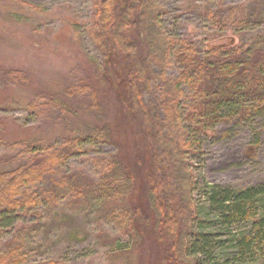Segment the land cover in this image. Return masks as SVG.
I'll return each instance as SVG.
<instances>
[{
	"label": "trees",
	"instance_id": "1",
	"mask_svg": "<svg viewBox=\"0 0 264 264\" xmlns=\"http://www.w3.org/2000/svg\"><path fill=\"white\" fill-rule=\"evenodd\" d=\"M92 1L90 35L103 65L97 69L117 82L120 94L113 102L121 118V131L116 125L99 123L105 106L99 103L94 88L85 110L94 120H78L74 105L59 101L57 125L65 135L59 148L37 144V140L21 144V162L0 169V230L15 229L11 239L15 248L0 264H21L19 248L34 229L25 223L16 225L13 215L34 214L39 223L40 194L50 203L81 198L93 208L111 200L121 202L120 208L125 209L122 219L136 240L155 235L163 245L162 262L197 264L199 256L213 255L215 242L209 234H197L196 242L190 244L184 232L195 208L191 204L192 173L187 153L199 145V133L258 112L264 104V34L245 46L198 52L164 34L162 7L157 0ZM251 2L243 22L264 20V0ZM173 59L180 63L177 74L158 76V70L164 73ZM0 77L16 86L29 81L26 71L2 66ZM184 90L188 94L184 95ZM147 94L155 97L153 103L151 98L146 101ZM20 101L13 97L9 104L20 106ZM126 135L133 148L130 144L122 146L120 137L122 140ZM86 138L118 146L117 152L106 158L103 173L91 183L75 175L56 174L59 158L71 149L78 150ZM208 193L209 205L221 224L252 221L237 242L240 253L263 254L264 187H212Z\"/></svg>",
	"mask_w": 264,
	"mask_h": 264
},
{
	"label": "rangeland",
	"instance_id": "2",
	"mask_svg": "<svg viewBox=\"0 0 264 264\" xmlns=\"http://www.w3.org/2000/svg\"><path fill=\"white\" fill-rule=\"evenodd\" d=\"M157 1L162 7L164 34L198 52L245 46L264 34V20L243 22L251 0ZM93 13L92 0H0V66L22 69L29 76L21 86L5 83L0 77V169L21 162V144L37 140V144L59 148L65 139L57 125L60 100L74 105L78 120H94L85 113L91 88L105 106L99 123L116 125L121 131L113 102L120 94L117 82L97 69L103 65L90 35ZM172 63L157 75H176L180 63L176 59ZM13 97L21 99L20 106L9 104ZM147 98L154 102V96L147 94ZM197 137L199 145L187 153L195 208L184 232L190 244L196 242L197 234H209L215 242L213 255L199 256L197 264H264V252L252 255L240 253L238 248L237 242L252 221L223 225L207 199L212 187H264V104L258 112L221 122ZM130 141L127 135L120 137L125 148L129 144L133 148ZM117 148V144L98 138L83 139L78 150L71 149L59 158L54 171L94 182L105 170L108 155ZM38 201L39 223L34 214L13 215L16 225L25 223L34 229L19 248L21 264H166L161 261L163 245L155 235L137 241L129 232L121 202L111 200L93 208L81 198L50 203L43 194ZM14 232L13 228L0 230V262L15 248L11 242Z\"/></svg>",
	"mask_w": 264,
	"mask_h": 264
}]
</instances>
